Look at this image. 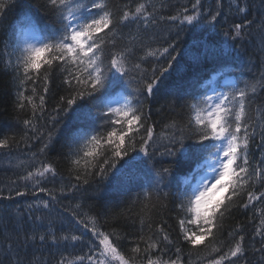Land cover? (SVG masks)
<instances>
[{
  "label": "trees",
  "instance_id": "trees-1",
  "mask_svg": "<svg viewBox=\"0 0 264 264\" xmlns=\"http://www.w3.org/2000/svg\"><path fill=\"white\" fill-rule=\"evenodd\" d=\"M139 2L141 0H109V7L119 15L124 10H134ZM144 2L150 5L148 11L156 23L149 22L145 27L138 20L118 26L114 44H109L105 51L106 57L108 52L127 51L128 66L131 68L133 64L140 63L146 78L152 76L154 67L159 75V69L167 67L171 56L176 57L171 61L172 67L161 77L153 95L149 96L143 89V84L139 82L141 73L136 71H130L124 77V88L117 89L124 95L131 93L134 101L138 99L142 102L147 117L145 126L154 128L155 142L149 148V152L154 154L149 158L143 153L130 152V156L139 155V159L128 164L122 161L124 167L117 165L119 172L111 170L106 178L94 175L89 178L88 184L75 179L76 172L71 164L73 136L81 131L91 132L86 113L91 110L93 115H99L98 106L86 98L78 101L83 106L79 115L56 111L60 97H67L69 89L64 82L66 74L59 67H54L47 82L49 90L46 94L43 93L42 82L35 85L37 92L45 95V104L43 112L37 113V118L32 120L34 131L24 124L25 120L32 119L31 108L17 107V94L21 90L19 78L12 69H5V42L11 39L17 43L26 26H32L41 38L50 35L58 27L54 13L48 7L47 0H11L10 6L0 15V139L14 138L9 148L0 149V264H28L29 261L31 264H57L62 256L72 259L84 255L88 251L91 233L77 225L76 220L86 219L87 216L96 217L97 227L101 231L116 234L113 239L126 257L132 256L131 249L139 244V257H143V260L138 257L135 264H146L149 254L153 259L159 257L163 260H176L179 256L178 264H209L227 252L239 235L245 237L244 255L236 260V264H264V252L258 251L261 248V236L256 235V229L261 227L260 221L264 219V198L249 201L247 197L249 191L258 196L264 193V178L255 180L225 212L222 228L216 234L215 241L209 238L205 244L193 247L183 239L180 229L179 220L185 217L180 208L183 196L173 185V180L180 175L187 189L186 181L192 180L197 165L203 163V157L181 160L178 153L175 159L179 163H173V157L161 155L166 147L173 150L179 148V143L170 144L169 138L175 134L179 140L181 130L185 136L189 134V106L212 85L218 84L221 76L233 75L235 84L243 87L245 81L259 79L264 73L260 30L264 6L261 0H251L246 14L253 21L251 37L233 40L226 34L230 32L232 23L239 21L228 9L233 0H221L222 15L217 22L208 18V14L218 8L216 0H202L201 18L192 25H181L179 21H171L168 17L176 15L184 7L189 9L186 14H192L191 4L194 0ZM17 25H20L19 30L11 31ZM169 44L174 46V50L169 48L170 54L144 58L147 49L162 50ZM204 75L207 81H200ZM26 87L25 95H31L32 82L29 81ZM229 88L224 86L222 91H228ZM137 89L140 91L137 92ZM249 101V115L256 130L248 147L250 168L259 165L264 169L261 163L264 159V90L258 89L254 96H249ZM100 123L97 120L96 126ZM45 143H48V148L41 153L40 149ZM194 143V140H184L186 147ZM41 162L50 163L56 175L48 174L34 188L32 181H25L21 177L39 167ZM192 162L194 170L181 175L182 170ZM134 166L140 167V174L131 176L127 171ZM164 167H171L172 174L161 180L156 173ZM130 179L133 185L125 186V182L128 183ZM25 185L27 194L16 196L17 191H25ZM38 187L52 191L57 197L56 201L39 192ZM146 193L151 194L150 200L145 199ZM44 200L49 201L47 209L41 205ZM246 203L248 207L245 208L243 205ZM29 205L32 207L29 208ZM73 210L76 212L75 217L72 215ZM161 228L163 232L159 230ZM81 231H84L83 243L61 239L65 235H80ZM165 233L170 242L162 240ZM41 235L46 237L44 241L39 239ZM26 236H35V239L26 240ZM53 236L56 237L55 241ZM141 236L145 240L151 236L154 241H158L157 248L146 254V245L140 239ZM213 244L220 248L219 252L212 251ZM177 248L180 249L179 253ZM224 264L229 262L225 261Z\"/></svg>",
  "mask_w": 264,
  "mask_h": 264
},
{
  "label": "snow or ice",
  "instance_id": "snow-or-ice-1",
  "mask_svg": "<svg viewBox=\"0 0 264 264\" xmlns=\"http://www.w3.org/2000/svg\"><path fill=\"white\" fill-rule=\"evenodd\" d=\"M216 2L217 10L208 14V18L213 22H217L218 17L222 15L223 4L221 0ZM10 4L11 0H0V15H3ZM47 5L58 22V27H55L50 35L43 38L33 35L31 41L25 39L17 43L10 39L4 45L5 69H12L19 78L21 90L17 94V107L19 109L30 107L32 110V119L25 120L24 124L35 131L32 120L37 118V113L43 112L44 94L49 90L47 85L49 76L54 67H59L66 74L64 82L69 91L67 97H60L56 111L79 115L83 106L78 104V101L86 98L93 100L99 110V115H93L91 110L86 113L91 132L81 131L73 136L71 164L76 172L77 181L88 184L89 178L94 175L106 178L111 170L119 172L117 165L124 167L122 161L128 164L139 159V155L132 157L130 152L143 153L145 157L151 158L154 153H150L149 148L155 142L154 128L145 126L147 117L142 102L138 99L134 101L131 93L124 95L117 89H123L124 77L128 76L130 71H136L141 73L139 82L143 84V89L149 96L153 95L154 89L161 82V77L172 67L171 61L176 57L171 56L167 67L159 69V75L156 74L157 69L154 67L152 76L146 78L140 63L133 64L131 68L128 66L127 51L108 52L107 57L105 51L109 44H114L118 26L138 20H141L145 27L149 22L156 23L152 13L148 11L150 5L141 0L134 10L127 9L119 15L109 7V0H47ZM261 5L264 6V0H261ZM250 6L251 0H233V3L228 5L229 12L239 18L238 22L232 23L230 32L226 33L233 40H247L251 37L253 21L246 15ZM201 8L202 0H194L191 4L192 14H186L189 9L184 7L168 19L179 21L181 25H192L201 18ZM260 30L261 48L264 50V17ZM169 48L174 50L171 44L162 50L149 48L145 51L144 58L170 54ZM29 81L33 85L32 94L25 95ZM40 82L43 83L44 94L38 93L35 87ZM258 89L264 90V73H261L259 79L245 81L243 87L232 84L228 91L218 92L213 89L211 94L206 92L189 106L187 121L189 134L185 136L181 130L179 140L175 134L169 138V143H179V148L173 150L166 147L165 152L161 154L173 157V163H179L175 159L178 153L181 160L203 157V163L197 165L192 180L186 181L188 188L183 193L180 204L181 210L185 213V217L179 220L183 239L193 247L205 244L209 238L215 241L216 234L222 228L225 212L255 180L264 178V169L259 165L254 169L250 168L248 154L250 140L256 133L251 123L252 117L249 115V96H254ZM97 120L101 121L98 127ZM13 139L9 137L0 139V149L9 148ZM48 139L50 142V133ZM185 139L194 140L195 143L186 147ZM47 148L48 143H45L40 152L43 153ZM261 163L264 164V159ZM48 174L55 176V169L50 163L41 162L39 167L28 171L21 179L32 181L33 187L37 188ZM171 174V167H164L156 173L161 180ZM38 191L48 195L52 201L57 199L56 195L45 187H38ZM26 194L27 185L25 191L16 192V196ZM247 197L249 201H257L264 198V193L258 196L249 191ZM145 199L150 200L151 194L146 193ZM41 205L45 209L50 206L47 200L41 201ZM31 207L32 205H29V208ZM243 207H248V204H244ZM72 215L76 216L74 210ZM76 223L84 231L91 233L87 244L88 251L72 259L62 256L57 264H135L141 253L139 244L131 249L132 256L126 257L113 239L116 234L101 231L97 227L95 216L77 219ZM141 223L143 224V221ZM260 225L261 227L256 229V235L261 236V248L258 251L264 252V219L260 221ZM159 230L163 232L162 228ZM84 231H81L80 235H65L61 239L83 243ZM25 239L34 240L35 236H26ZM39 239L44 241L46 237L41 235ZM140 239L146 245L144 249L146 254L158 246V241H154L151 236L146 240L141 236ZM53 240H56L55 236ZM162 240L169 241L166 233ZM244 240L245 237L239 235L227 252L211 260L209 264H224L225 261L236 264V260L244 255ZM176 251L179 253L180 249L177 248ZM212 251L219 252L220 248L213 244ZM139 258L143 260V257ZM178 262L179 256L176 260H163L159 257L153 259L149 254L146 264Z\"/></svg>",
  "mask_w": 264,
  "mask_h": 264
},
{
  "label": "bare ground",
  "instance_id": "bare-ground-1",
  "mask_svg": "<svg viewBox=\"0 0 264 264\" xmlns=\"http://www.w3.org/2000/svg\"><path fill=\"white\" fill-rule=\"evenodd\" d=\"M25 29V28H24ZM34 29V28H33ZM34 31H35V29H34ZM207 76L206 75H204L202 78H200V81H207V78H206ZM206 155V154H205ZM135 167V166H134ZM142 167V166H141ZM140 167L139 166H137V167H135V168H132V169H130L129 171H127V172H129V175H139L140 174V169H139ZM194 168H195V166H194V162H192L191 164H189V166L187 167V168H185V170H182V174L181 175H185V174H187V173H189V172H191V171H193L194 170ZM188 178V176L186 177V179ZM131 179L133 180V178L131 177ZM128 180V183H126L125 182V186H128V187H130V186H132L133 185V181L132 180ZM173 185L182 193V196H183V193L185 192V180H181V177H180V175L177 177V178H175L174 180H173ZM181 199H183V198H181Z\"/></svg>",
  "mask_w": 264,
  "mask_h": 264
},
{
  "label": "rangeland",
  "instance_id": "rangeland-1",
  "mask_svg": "<svg viewBox=\"0 0 264 264\" xmlns=\"http://www.w3.org/2000/svg\"><path fill=\"white\" fill-rule=\"evenodd\" d=\"M19 26H20V25L15 26L11 31L19 30V28H20ZM18 27H19V28H18ZM17 28H18V29H17ZM33 35H36V33H35L33 27H32V26H26L25 29H24L23 31H21V35H20V39H19V41H22V40H25V39L31 41V37H32ZM36 36H37V35H36ZM15 40H16V39H15ZM19 41H18V42H19ZM14 42H15V41H14Z\"/></svg>",
  "mask_w": 264,
  "mask_h": 264
}]
</instances>
